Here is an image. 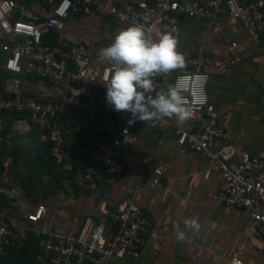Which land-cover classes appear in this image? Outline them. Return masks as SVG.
<instances>
[{"label": "built area", "instance_id": "2783aa9c", "mask_svg": "<svg viewBox=\"0 0 264 264\" xmlns=\"http://www.w3.org/2000/svg\"><path fill=\"white\" fill-rule=\"evenodd\" d=\"M98 17L115 25L142 27L145 34L177 35L184 18L201 21L205 28L216 25L221 17L237 22L249 43L256 47L264 32V0H31L18 4L0 0V62L14 75L5 83L7 97L0 95V111L23 113L37 127L39 139L51 143L50 153L59 171L81 191L93 192L100 182L122 174L123 162L118 151L129 145L135 127H170L179 153L201 155L218 172L214 204L243 209L245 239L264 241V151L250 155L237 151L225 130L227 116L215 110L206 95L207 69L212 58L202 49L184 55L185 65L168 75L153 77V92L178 88L191 118L184 124L167 118L151 122L137 120L129 124L131 114L116 112L106 102L104 83L112 68L108 63L94 64L85 43L62 38L70 16ZM230 43L229 48H234ZM239 58L229 61L237 64ZM36 77L41 90L25 95L26 80L15 75ZM78 109L82 118L68 130L58 124L59 116ZM5 120L0 116V131ZM235 157L234 165L230 160ZM8 159L0 154V256L17 251L24 239L7 217V205L24 200L18 181L7 171ZM168 165H138L135 177L152 189L162 186ZM209 169L202 173L206 180ZM96 217L87 214L78 227L69 231L42 225L35 230V264H104L127 256L137 258L149 239L156 236L149 220L131 199L120 200L114 207L106 202L96 207ZM46 209L37 204L27 213L30 224L46 221ZM39 225V224H38ZM222 264H245L230 257Z\"/></svg>", "mask_w": 264, "mask_h": 264}, {"label": "crops", "instance_id": "0c3cea01", "mask_svg": "<svg viewBox=\"0 0 264 264\" xmlns=\"http://www.w3.org/2000/svg\"><path fill=\"white\" fill-rule=\"evenodd\" d=\"M95 18L70 16L65 21L62 38L85 43L91 61L103 65L107 62L98 59L99 50L129 27ZM177 35V50L182 54L193 55L202 49L212 58L207 69L206 95L213 108L227 116L226 134L236 150L250 155L264 151V32L258 46L253 47L234 20L221 17L215 26L205 28L199 20L184 18ZM148 37L155 41L157 34ZM230 43H235V47L230 49ZM235 57L240 59L239 62L229 65ZM25 83L31 85L30 81ZM31 86L33 91L27 95L41 91L36 83ZM167 119L173 122L174 118ZM16 124L22 135L18 144L26 147L29 125L17 119L11 122L10 128ZM131 133L134 140L118 151L124 172L100 182L95 191L78 197L81 204L77 206L75 216L80 221L87 214L96 217V207L100 203L114 207L120 200L131 198L151 223L156 236L145 242L137 258L124 256L104 264H222L230 257L245 264H264V241L245 239L241 234L246 221L243 209L214 204L219 175L201 155L179 153L170 127H135ZM2 141L7 140L0 137V146ZM158 161L168 165L167 173L162 186L150 189L135 177L136 167L154 165ZM235 162L233 157L230 164ZM207 169L208 178L202 180V173ZM31 204L22 200L7 205L9 223L23 239L42 225L52 227L50 219L39 225L28 223L26 215L35 207ZM194 217L198 218L199 232L187 231V239L177 242L173 225L178 223L183 229V221ZM79 223L68 230H75ZM0 264L35 263L29 257L17 255L0 257Z\"/></svg>", "mask_w": 264, "mask_h": 264}, {"label": "clouds", "instance_id": "9594fccd", "mask_svg": "<svg viewBox=\"0 0 264 264\" xmlns=\"http://www.w3.org/2000/svg\"><path fill=\"white\" fill-rule=\"evenodd\" d=\"M178 35L158 33L154 41L146 36L142 27L131 26L119 32L111 44L99 50L98 59L107 62L112 73L104 83L106 102L116 112L131 114L129 124L137 120L146 123L156 119H175L184 124L191 118V111L184 105L178 88L169 86L153 92V77L168 75L185 65V57L177 50ZM183 229L174 224L177 242L187 239L186 232H199L198 218L185 219Z\"/></svg>", "mask_w": 264, "mask_h": 264}, {"label": "rangeland", "instance_id": "374dc122", "mask_svg": "<svg viewBox=\"0 0 264 264\" xmlns=\"http://www.w3.org/2000/svg\"><path fill=\"white\" fill-rule=\"evenodd\" d=\"M1 71L0 67V91L9 77ZM36 82L31 81V85ZM31 85H24V93L33 91ZM19 129L16 124L13 128L2 130L0 137L7 141H2L0 148L9 159V171L20 178L24 200L32 202V208L37 204L42 205L46 209L45 218L52 221V227L69 229L76 226L80 221V218L75 216L76 208L81 204L78 197L84 192L77 191L69 180L61 178L53 166L31 161L32 150L18 144V139L22 136Z\"/></svg>", "mask_w": 264, "mask_h": 264}, {"label": "trees", "instance_id": "16d2710c", "mask_svg": "<svg viewBox=\"0 0 264 264\" xmlns=\"http://www.w3.org/2000/svg\"><path fill=\"white\" fill-rule=\"evenodd\" d=\"M18 4H24V3H28L29 1L31 0H15ZM0 67H1V72L2 74H8L9 77L5 80V83L6 81L13 77L14 75L8 73L7 71H5L2 67V65L0 64ZM16 78L20 79V80H27V81H37L38 79L32 75H24V74H21V75H15ZM5 83L3 85V89L0 91V95L2 97H7L8 94L5 92L4 90V86H5ZM22 92L23 94L27 95L26 93H24V90L22 88ZM0 116H2L5 120V125H4V129L8 128L10 129L11 127V122H13L14 120H19V119H23L25 118V115L23 113H15V112H10V111H0ZM82 118V113L80 112V110L78 109H69L67 110L64 114H62L61 116H59L57 122L58 124L64 126L66 129H70L73 125H74V121L75 120H78V119H81ZM26 122L28 123L29 125V128L27 130V133H26V140H27V146L26 148H29L31 149V161H33L34 163H43L50 166H53L55 168V170L58 171V173L60 174L61 178H63L64 180L67 179L71 182V180L67 177H65L58 169L57 165L55 164L52 156H51V153H50V149H51V143L46 140V141H41L39 139V132L37 130V127L33 124H31L28 120H26ZM1 130V131H2ZM0 131V132H1ZM0 154H2L3 156H5L3 154V152L0 150ZM6 157V156H5ZM7 158V157H6ZM8 159V158H7ZM9 162V160H8ZM9 163L7 165V171L8 173H10L12 175V177H14L18 183H19V186L21 188V191H22V194H23V190H22V183L20 181V178L16 175H13V173H11L9 171ZM3 167L0 166V172L2 171ZM72 183V182H71ZM73 185V183H72ZM73 187L78 190L74 185ZM81 191V190H79ZM85 194L88 192V191H83ZM24 193H25V190H24ZM6 203L3 202L1 199H0V205H5ZM24 243H23V246L18 249L17 251H13V250H6L0 257H9V256H23V257H29L33 260V255L34 253L37 251V236L33 233V234H28L26 236V238L23 240ZM34 262V261H33Z\"/></svg>", "mask_w": 264, "mask_h": 264}]
</instances>
